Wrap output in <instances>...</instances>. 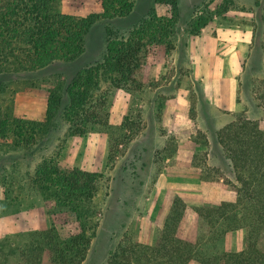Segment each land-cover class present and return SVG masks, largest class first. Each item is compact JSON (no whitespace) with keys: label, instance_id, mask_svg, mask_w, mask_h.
<instances>
[{"label":"rangeland","instance_id":"obj_1","mask_svg":"<svg viewBox=\"0 0 264 264\" xmlns=\"http://www.w3.org/2000/svg\"><path fill=\"white\" fill-rule=\"evenodd\" d=\"M132 5L124 18L98 20L84 37V52L73 62L23 70L18 65L26 56L22 45L0 59L2 253L35 246L41 232L52 226L61 238L76 231L75 219L54 212L34 182L39 165L48 161L102 175L94 202L97 228L82 264H104L118 246L151 245L176 198L187 208L183 234L194 241L195 210L220 203L218 187L233 180L230 162L217 144L218 133L238 118L256 120L264 127V64L258 62L264 58L263 28L257 36L259 49L250 45L249 63L244 52L239 61L238 101H244L249 115L235 114L225 124L228 113L202 93L195 80L202 70L194 63L199 60L200 41L207 53L212 38L228 34L229 27L252 36L255 17H264V0H232L227 10L221 0H132ZM55 6L61 13L81 17L102 11L101 0H57ZM171 9L176 22L168 54L151 55L127 88H114L102 79L93 91V100L100 104L95 121L100 124L89 122L85 134L71 135L63 92L55 116L46 122L50 88L60 82L65 89L80 69L102 60L109 39L128 37L152 10L164 14ZM73 118L78 125V118ZM16 137L34 138L26 144ZM215 179L219 181L212 182ZM226 194L233 202L235 194ZM246 239L244 229L235 230L203 253L237 252ZM0 264H5L2 256Z\"/></svg>","mask_w":264,"mask_h":264},{"label":"trees","instance_id":"obj_2","mask_svg":"<svg viewBox=\"0 0 264 264\" xmlns=\"http://www.w3.org/2000/svg\"><path fill=\"white\" fill-rule=\"evenodd\" d=\"M231 1L221 0L224 10ZM56 2L0 0V59L14 54L15 48L22 45L26 56L24 61L18 60V65L23 70H38L54 62H73L84 52V37L98 20L124 18L133 8L132 0H101L100 13L81 17L61 13ZM175 13V9L164 14L152 10L128 37L109 39L102 60L80 69L65 89L57 82L48 90L46 122L55 116L63 92L67 98L64 116L71 135L85 134V124L89 122L100 124L95 121L99 118L96 110L100 104L93 100V91L102 79L114 88H127L137 81L134 77L141 73L151 55L161 51L167 55L172 48ZM250 26L252 44L257 47L264 17H255ZM73 117L80 121L78 125ZM101 123L107 127V122ZM16 138L28 144L34 137ZM217 142L230 162L233 175V180L222 181V187L235 194L234 202L197 208V236L193 241L183 234L187 208L176 198L151 245L118 246L104 264H264V127L256 120L238 118L220 130ZM101 178V174L62 167L53 161L39 165L35 184L54 212L75 219L77 229L61 238L52 226L41 232L35 246L31 244L18 253L0 251L4 263L82 264L97 228L93 221L97 209L94 202ZM202 180L210 181L207 177ZM239 229L247 234L242 250L203 253L206 247H216L228 233ZM15 254H19V259L12 258Z\"/></svg>","mask_w":264,"mask_h":264},{"label":"crops","instance_id":"obj_3","mask_svg":"<svg viewBox=\"0 0 264 264\" xmlns=\"http://www.w3.org/2000/svg\"><path fill=\"white\" fill-rule=\"evenodd\" d=\"M227 30L230 31L228 34L212 38L213 44L211 48L209 45L207 53H204L205 44L200 41L201 44L198 48L199 60H194L195 65L202 70L200 74L195 75V80L199 82L202 93L211 98V104L228 113L226 114L228 119L225 124L233 121L235 114L242 112L247 115L250 114V110L244 101H238L240 95L239 74L240 68L242 69L239 66V61L244 52L247 63H249L252 54V48L250 49L252 36L250 35V37L248 32L241 35L240 29L229 27ZM247 53L249 54L247 55ZM258 62L260 65L264 64V58L258 59ZM218 189L220 202H232V197L226 196L228 190L226 191L220 186ZM187 238L192 240L190 237Z\"/></svg>","mask_w":264,"mask_h":264}]
</instances>
